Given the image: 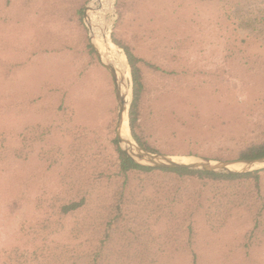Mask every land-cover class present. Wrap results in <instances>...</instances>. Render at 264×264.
Masks as SVG:
<instances>
[{"label":"rangeland","instance_id":"rangeland-1","mask_svg":"<svg viewBox=\"0 0 264 264\" xmlns=\"http://www.w3.org/2000/svg\"><path fill=\"white\" fill-rule=\"evenodd\" d=\"M52 1L0 0V264H15L17 253L47 244L52 253L69 240L90 245L123 181L113 143V79L77 23L48 21ZM109 1L93 6L108 11ZM142 6L150 12L130 13L119 32L153 65L144 67L141 110L156 152L240 159L223 158L264 132V78L248 83L242 72L247 59L264 67V22H254L264 16V0H146ZM92 17L104 20L96 12ZM114 48L131 71L124 48ZM212 80L216 86L206 87ZM129 81L133 89L132 72ZM262 186L260 197L246 181L136 173L125 195L129 220L113 248L143 254L148 264H190V251L199 253L200 264H264V179ZM84 195L85 210L64 222L68 234L56 228L46 234L53 205ZM202 199L210 214H198L201 228L191 233L193 204ZM48 250L40 261H50Z\"/></svg>","mask_w":264,"mask_h":264},{"label":"trees","instance_id":"trees-1","mask_svg":"<svg viewBox=\"0 0 264 264\" xmlns=\"http://www.w3.org/2000/svg\"><path fill=\"white\" fill-rule=\"evenodd\" d=\"M88 1L89 0H54L48 7L50 13L54 15V18H49L48 21L57 19L58 21H68L69 23L73 22L75 24L77 23L79 25L78 27H80L85 32L84 40L86 41L91 52L94 54V51L91 48L89 42L87 28L83 22V11ZM144 1L146 0H116L115 8L118 13V18L114 24L112 40L115 44L120 45L124 48L131 66L134 85L133 101L129 110V120L133 136L143 148L156 152L158 149L151 140L153 128H151L145 121V119H143L141 110L146 92L144 67L153 65L145 58L136 56L133 53L131 47L127 44L126 39L122 35V32H119V27L123 24L126 17L130 15V13H132L133 16L134 14L140 15L141 13L150 12L148 10L146 11V9L143 8L142 4H144ZM156 6L157 3L151 4L150 10ZM154 13L155 12L153 11L151 13L153 17ZM254 22H256L257 25L263 24L264 16H262V14L255 16ZM260 33H264V30H262V32ZM236 36L240 37L238 33ZM250 36L251 34L248 32L244 37L246 40H249L251 39ZM233 50V52L235 53L236 49L233 48ZM231 67L233 70L235 69L234 65H231ZM242 72L247 76L246 78L248 80V83L251 80L256 79L257 77L264 78V67H262V65L260 64H257L256 60L247 59L245 63V71L243 70ZM221 76L222 75L219 73L217 74L216 78ZM181 79L183 78H176V82ZM187 82L190 83L189 80ZM219 83L221 82L219 81ZM211 85L216 86L214 80L210 81L206 87L210 88ZM113 143L115 144L117 152L119 153L117 173L118 175H121L123 177V181L120 186L121 189L119 190V194L112 204L110 210L105 213L101 217V220L98 222L97 226H99V232L94 235L91 244H88L86 247H83L82 244L79 246H75L72 245L69 240V242L65 244V247L62 251L59 252L54 250L53 253L51 252L50 245H42L44 246V249L43 247H41L40 250L35 251L30 255L17 253L15 258L19 259L15 261V264H148L144 259L143 254L130 253L128 251L116 252L113 248L116 245L115 240L119 238V229L122 226H126L127 221L129 220L127 212L124 209V204L126 202L125 195L127 194V185L131 182V178L136 173H151L154 171H161L167 174H175L180 178L196 177L201 180L207 179L209 181H214L217 183H233L237 181H246L254 185L255 190L261 197V192L263 189L262 184L264 179V169L242 174H220L190 169L152 168L149 166L141 165L128 157L118 146V140L116 137H114ZM223 156L217 155L216 157L221 158ZM261 156H264V132L259 134L255 139H252L249 143L243 145L241 144V147H239V149L230 150L229 155L224 157L223 159L230 157L257 158ZM87 201L88 197L86 195L82 196L80 199H69L61 202L57 201V203L53 205L52 210L47 216V220H50L51 224L46 226V234H49L52 228H56L57 230H59V232L64 230V222L73 215L82 213L87 206ZM16 202L17 200L15 201V203ZM173 203L174 200L170 201L168 205L170 206ZM221 204L222 202H219L218 207H221ZM210 207V202L206 203V199H202L200 202L193 204L192 209L195 212V215L193 221L188 225L191 233H195L198 229L201 228L200 223L196 222L195 220L196 216L198 214H210ZM201 208L204 209L202 210ZM258 214H261V210ZM256 221L258 222V225L261 222L260 218H257ZM71 231L73 233V227H71ZM64 232L68 234V231L64 230ZM251 237H253L252 231L250 234V238ZM126 239H128V237H126ZM128 240L130 242L132 239ZM60 246L61 245L59 244L58 247ZM45 249H49V254L52 253L49 256V262H45L43 259L40 261L39 258L40 254ZM190 253V264H200L199 253L197 251H190Z\"/></svg>","mask_w":264,"mask_h":264},{"label":"water","instance_id":"water-1","mask_svg":"<svg viewBox=\"0 0 264 264\" xmlns=\"http://www.w3.org/2000/svg\"><path fill=\"white\" fill-rule=\"evenodd\" d=\"M95 2H97V0H91V2L85 7L83 20L89 30L90 44L96 52L99 61L111 74L114 82L115 95L118 104L116 135L121 149L128 157L141 165L160 169H190L220 174H242L264 169V156L257 158H240L235 160H217L195 155H168L143 148L134 138L130 127L129 110L133 101V89L132 84L129 81L131 76L129 64L126 60L128 72V77L126 79V75L120 72L113 60H104L102 58V54L96 45L98 40H101L104 43L113 42L111 34L112 28L118 18V13L116 9L114 10L113 8L116 0L109 1L108 11H100L99 8H95L93 6V3ZM94 12L102 15L104 20L97 22L92 17ZM107 14L113 15V18L110 21L106 19ZM114 45L116 46L115 43ZM128 96L129 99H127ZM126 118L129 123V133L127 137H125L122 132Z\"/></svg>","mask_w":264,"mask_h":264},{"label":"bare ground","instance_id":"bare-ground-1","mask_svg":"<svg viewBox=\"0 0 264 264\" xmlns=\"http://www.w3.org/2000/svg\"><path fill=\"white\" fill-rule=\"evenodd\" d=\"M97 2L100 4V6L102 8L103 4L108 2V0H97ZM97 48L99 49L100 53L102 54V58L104 60H113L114 63L116 64L117 68L120 70L121 73H124L126 76V79L128 77V72H127V64L125 62V59H123V56L121 54H119V52L114 48V43L113 42H109V43H104L101 40H98L96 42ZM129 99V96L128 98ZM123 135L125 137H127L128 133H129V123L128 120L126 118L125 122H124V128L122 130Z\"/></svg>","mask_w":264,"mask_h":264}]
</instances>
